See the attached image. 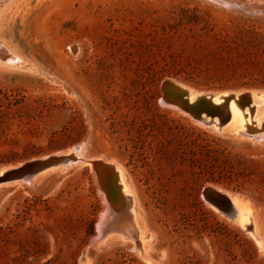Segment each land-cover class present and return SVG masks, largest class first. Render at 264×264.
I'll list each match as a JSON object with an SVG mask.
<instances>
[{
  "label": "rangeland",
  "instance_id": "374dc122",
  "mask_svg": "<svg viewBox=\"0 0 264 264\" xmlns=\"http://www.w3.org/2000/svg\"><path fill=\"white\" fill-rule=\"evenodd\" d=\"M11 1L0 39L29 68L0 61V167L83 145L87 158L124 169L154 264H264L250 234L202 197L210 186L251 201L264 237V142L200 125L164 105L161 88H264L220 76L228 36L264 35V0ZM182 139L252 160L251 180L239 190L202 183L175 153ZM109 171L98 182L75 165L30 187L1 185L0 264H83V253L86 264H146L133 245L90 244L105 212L124 204Z\"/></svg>",
  "mask_w": 264,
  "mask_h": 264
},
{
  "label": "bare ground",
  "instance_id": "6f19581e",
  "mask_svg": "<svg viewBox=\"0 0 264 264\" xmlns=\"http://www.w3.org/2000/svg\"><path fill=\"white\" fill-rule=\"evenodd\" d=\"M7 1L9 2V0ZM14 1L15 0H12L11 2ZM8 5L3 7L4 9H2V12L5 10V8H7ZM0 49L3 50V53H5L3 54V57L0 56L1 62L13 66L29 68V64L27 65L22 58L16 56V54H14L1 39ZM170 90L171 98L179 101L180 104L193 105L202 112L209 111L214 113L210 129H213L216 133L229 135L238 139L251 137L257 138L259 141H264V91L257 93L253 92L250 96V100L245 102L239 99L241 93L232 94L228 92H200L175 81H171ZM162 102L164 105L169 104L164 102V99H162ZM222 104H224V106H222ZM174 109L179 112V109ZM245 118L247 119L246 121H244ZM207 120H210V118L208 117ZM79 147L80 148L76 153L78 156L76 165L90 166L93 169L98 182H101L102 171L113 170L114 173L111 171L109 172L110 174L115 175L114 180H116V185L118 187L119 195L121 196L120 199L122 200V204L124 203L123 205L128 207L127 212H123L121 215L119 214V216L115 213V211H113V209H108L109 214L107 215L105 212V217H107L101 221V224H103L101 230L102 232H100V235L95 240H93V242H96V244L100 243V245L104 247L127 244L133 245L134 248L132 249L136 250V254H138L141 259L143 258L146 264H154V262L149 259L148 254L152 249L151 236L148 234L146 235L147 226L145 225V221L142 217L135 192L129 182V179L127 178L124 169L118 164H113V162L105 163L102 160H92L87 158L84 155L83 145H80ZM71 151V149H68V152ZM70 167L72 166L68 165L51 170L49 172H44L32 180L7 181L3 184H0V186L6 185L12 187H30L40 183L51 174L66 172V170ZM4 170H6L5 167H3L0 171L2 172ZM216 190L219 193L228 196L229 202L232 205L234 211L232 218L233 220H231V222H235L242 229H244L245 232L250 234L258 251H264V237L259 229V215H257V209L253 203L237 194L222 192L218 189ZM116 220H118L117 222L121 223L120 226ZM118 230L120 232H118ZM105 232L106 234L103 236ZM110 232H112V234ZM108 233L111 235L105 240V237ZM79 262H84L83 264H86L88 263V260L84 256L83 260H80Z\"/></svg>",
  "mask_w": 264,
  "mask_h": 264
},
{
  "label": "trees",
  "instance_id": "16d2710c",
  "mask_svg": "<svg viewBox=\"0 0 264 264\" xmlns=\"http://www.w3.org/2000/svg\"><path fill=\"white\" fill-rule=\"evenodd\" d=\"M226 40L225 55L220 57V76L224 86H264V35L239 28ZM177 142L176 155L188 162L192 174L197 179H203L202 183L224 186L234 183L239 190L254 174L252 160L232 159L228 155L220 158L207 146H200L195 141L189 143L182 139ZM248 255L252 258L254 251Z\"/></svg>",
  "mask_w": 264,
  "mask_h": 264
},
{
  "label": "water",
  "instance_id": "95a60500",
  "mask_svg": "<svg viewBox=\"0 0 264 264\" xmlns=\"http://www.w3.org/2000/svg\"><path fill=\"white\" fill-rule=\"evenodd\" d=\"M6 2H8V1L7 0H1L0 1V10H2L4 6H6L5 5ZM3 54H5V53H3V50L0 49V56L3 57L4 56ZM9 66H12V65H9ZM12 67H16V66H12ZM17 68H20V67H17ZM161 88H162V92H163L164 102L169 103V104H167L169 107L179 109L180 112L188 114L194 121H196L200 125H202L206 128H210L214 113H211L209 111L202 112L196 106L188 105V104H180L179 101L171 98V94H170L171 80H165L164 82H162ZM192 89L200 91V92H212V93H218V92H222V93L228 92V93H232V94L241 93L239 96V99L243 100L245 102L250 100V96L253 92L257 93L260 91H264V88L221 89V90H215V91H210V90L202 91V90H198V89H194V88H192ZM222 106H224V104H222ZM203 114H204V116H203ZM208 117L210 118V120H207ZM248 138H250L249 140L254 141V142H261L257 138H251V137H248ZM262 142H264V141H262ZM79 146L80 145H75L72 148H70L72 150L71 152H68V150L58 151L56 153L49 154V155L31 160L28 162H23V163H20L17 165L1 166L0 170L3 167H5L6 170H4L2 172L0 171V184H3L7 181L32 180L33 178L37 177L38 175H40L44 172H49L51 170H54V169H57L60 167H65L68 165L74 166V165H76V161H77V157H78L76 155V153L78 152V150L80 148ZM103 168H104V166H103ZM230 193H233V192H230ZM202 197H203L204 201L206 202V204L211 209L216 211L219 215H221L222 217H224L225 219H227L229 221L233 220L232 218L234 215V211H233L232 205L229 202L227 195L219 193L213 187H205L202 190ZM118 208H120V209H118ZM118 208H117V210H118V213L120 215L123 212L126 213L127 209H128V207H126L125 205H120ZM117 218H118V216H117ZM117 221L118 220H116V222ZM117 223L119 226L121 225L120 222H117ZM116 232H117V230H116ZM118 232H120V231L118 230ZM105 234H106V232L103 234V236ZM90 244L94 246V244H96V242L91 241ZM257 251H258V249H257ZM84 256H86L85 253L82 254L81 260H83Z\"/></svg>",
  "mask_w": 264,
  "mask_h": 264
}]
</instances>
